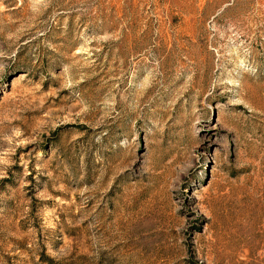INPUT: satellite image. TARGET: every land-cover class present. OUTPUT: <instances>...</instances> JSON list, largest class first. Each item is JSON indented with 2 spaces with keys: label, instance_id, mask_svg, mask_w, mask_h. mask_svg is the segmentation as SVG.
Masks as SVG:
<instances>
[{
  "label": "rangeland",
  "instance_id": "1",
  "mask_svg": "<svg viewBox=\"0 0 264 264\" xmlns=\"http://www.w3.org/2000/svg\"><path fill=\"white\" fill-rule=\"evenodd\" d=\"M0 264H264V0H0Z\"/></svg>",
  "mask_w": 264,
  "mask_h": 264
}]
</instances>
